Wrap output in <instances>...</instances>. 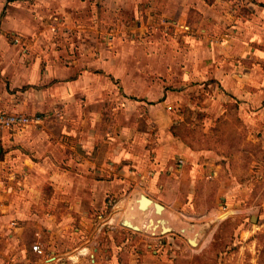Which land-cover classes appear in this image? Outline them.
Returning a JSON list of instances; mask_svg holds the SVG:
<instances>
[{
	"label": "crops",
	"instance_id": "0c3cea01",
	"mask_svg": "<svg viewBox=\"0 0 264 264\" xmlns=\"http://www.w3.org/2000/svg\"><path fill=\"white\" fill-rule=\"evenodd\" d=\"M143 2L154 9L162 6L161 14L166 18L178 15L175 24L179 29L185 27L189 8L202 15L201 25L213 24L219 17L217 8L213 4L208 6L204 0H0V111L41 119L35 126L0 131V264H125L123 249L127 242L114 241V237L121 235L111 220L91 232L82 220L80 229L72 233L67 222L77 214L102 219V203L110 197L117 198L130 187L128 200L132 207L135 199L143 195L161 205L173 218L205 217V212L194 213L199 208L197 201L202 198L196 197L197 182L204 176L203 167H209L207 173L212 177L207 179L216 178L219 167L212 153L192 151L170 135L171 118L165 103L171 97H162L154 105L147 95L137 99L141 104L147 102L145 114L156 126L152 130L146 126L144 133H138V105L130 102L129 110L121 109L116 116L114 128L102 133L107 139L95 144L97 131L101 130L100 109L106 103L108 88L116 86L122 96L121 104L125 98L135 100V96L125 94L120 74L110 66L107 68L100 44L93 51L99 54L98 60L72 61L78 49L56 45L53 36V31L67 32L73 27L80 29L78 35L83 38L94 36V19L133 12ZM238 4L253 17L237 21L246 27L244 31L237 27L227 39L228 55H245L247 60L255 52L250 41L264 40V0H238ZM144 12L151 15L152 9L145 8ZM15 39L18 43H14ZM89 51L87 56L91 57ZM188 51L184 54L186 61L194 56L195 66L210 64L202 61L210 52L199 43ZM196 57H201V63ZM232 67H225V73L227 78H237V83L220 84L223 99L229 102L235 98L239 118L248 123L247 128L259 130L250 121L259 114L262 115L259 120L264 121V108L258 106L264 93V76L246 64ZM225 68L221 67L219 72ZM233 69L240 74L236 78ZM134 70L132 80L135 73L139 78L138 70ZM257 76L258 84L254 80ZM145 86L149 88L147 82ZM252 87L258 90L251 91ZM254 107L255 111L247 113ZM176 119L172 121L182 120ZM76 124L81 129H76ZM151 134L155 140L149 139ZM125 160L129 167L123 165ZM147 172L152 177L145 179ZM133 209L138 212L136 207ZM143 214L155 217L152 208ZM59 216L66 217L59 223L56 221ZM119 226L142 235L153 260L166 258L167 263L168 249L173 245L169 237H181L175 231L151 235L144 231L145 226L133 231L124 227L121 220ZM204 226L207 227L200 241L211 227L210 223ZM34 244L43 245L44 256L32 252ZM135 254L137 257L139 253Z\"/></svg>",
	"mask_w": 264,
	"mask_h": 264
},
{
	"label": "rangeland",
	"instance_id": "374dc122",
	"mask_svg": "<svg viewBox=\"0 0 264 264\" xmlns=\"http://www.w3.org/2000/svg\"><path fill=\"white\" fill-rule=\"evenodd\" d=\"M204 1L208 6L213 4L217 8L219 17L213 24L201 25L202 15L197 11L201 19L194 29L190 27L194 24V17L190 14L193 8H189L186 14L185 27L188 30L185 27L184 30L176 27L178 15L166 18L161 14L162 6L154 9L150 3L143 2L138 3L133 12H120L117 17L105 15L103 19H94L92 27L96 33L93 31L92 34L95 35L91 37L79 36L80 29L77 27L68 29L67 32L53 31L56 45L78 49L74 52L72 61L88 58L91 61L98 60L99 54L93 51L98 49L97 45L100 44V50L106 61L105 65L107 68L112 67L120 74L125 94L130 97L135 96V100L147 95L149 96L147 99L154 105L170 96V101L165 103L167 106L165 110L171 118L170 135L180 140L192 151L212 153L219 167L217 177L214 179H207L212 176L207 173L209 167H203L204 176L202 175L200 181L197 182L196 197L202 198L198 201L196 199L200 209L197 207L194 213L203 214L205 212L204 218L200 220L189 216L183 218L175 214L176 218H173L167 212L162 214V218L168 219L175 229H185L194 225L197 230L205 224L210 223L211 225L207 236L203 241H199L202 245L197 248L188 246L189 244L182 236L169 237L173 239V245L168 249L169 263L166 262V258L153 260L144 243L147 240L142 235L120 229V220L131 219L129 215L131 200H128L131 187L117 198L110 197L102 203L104 208L102 219H98L96 215L83 217L77 214L69 217L67 223L71 233L80 229L82 220L90 227L89 232L103 225L104 221L109 223L111 220L112 225L119 230L121 235V237H112L114 241L116 243L127 242L123 249L125 264L264 263V121L259 120L262 117L260 114L255 118L251 117V126H259V130L247 128L248 123L239 118V106L235 98L229 102L225 101L224 91L220 86V84L232 81L237 83L236 76L240 74L233 69L236 80H232L227 78L228 73H225L227 71L225 67L232 69V65L238 68L245 64L249 65L264 76V40L250 41V48L253 47L255 52L249 59H244L245 55L231 57L228 55L230 47L227 39L233 36L237 27L244 31L246 26L239 25L237 21L245 18L251 19L253 14L244 10L238 4V0ZM145 8L147 10L151 8L152 14L147 15L144 12ZM257 23L258 20L255 17V26ZM250 32L253 33V31ZM110 39L113 41L109 46ZM198 43L210 52V55L202 58L204 63H210L207 66L200 67V64L195 66L194 56L188 57L187 61L184 56L185 52H190L188 51L190 47H195ZM87 50H90L91 57L87 56ZM196 60L201 63V57H196ZM185 65L188 67L187 70ZM221 67L225 69L220 73ZM133 69L138 70L139 78L135 77V73L132 80ZM254 80L258 84V76ZM146 82L149 85L148 89L145 86ZM262 84L259 83L260 86H263ZM262 88L264 89V86ZM256 89L252 87L251 91ZM107 93L106 103L100 109L101 130H99L100 133L97 131L95 144H100L101 140L107 139L102 133H106L109 128H114L117 124L116 116H119L121 109L129 110L130 102L138 105L139 120L136 122L138 133L139 131L144 133L146 126H150L151 130L152 127H156L145 114L147 102L141 104L138 100L125 98L129 105H126V101L121 104L122 96L116 86H110ZM258 106L264 108V93ZM114 107H118L117 110ZM257 107L246 111L247 113L248 111L253 112ZM176 117L182 120L179 123L174 121L173 125L172 120H177ZM75 128L81 129L80 124H76ZM186 129L200 131L212 138L218 137L219 144L209 143L207 145L209 148L206 149L205 146H200L188 138L187 140L192 142V147H190L181 139ZM214 130H217V135ZM108 136L110 139L114 138L113 135ZM149 139L155 140L156 138L151 134ZM108 144L102 145L107 147ZM125 146L127 145L124 144ZM148 146L152 147V144ZM148 155L151 158V154ZM123 165L130 166L126 160L123 161ZM149 172L145 175V179L152 177ZM131 215L134 217L131 219L132 222L139 228L143 229L146 226L147 214H138L135 211ZM251 216H255L256 221L251 222ZM65 217L59 216L56 221L60 223ZM41 248L45 255L43 245ZM136 252L139 253L137 257ZM84 264L87 263L84 262Z\"/></svg>",
	"mask_w": 264,
	"mask_h": 264
},
{
	"label": "water",
	"instance_id": "95a60500",
	"mask_svg": "<svg viewBox=\"0 0 264 264\" xmlns=\"http://www.w3.org/2000/svg\"><path fill=\"white\" fill-rule=\"evenodd\" d=\"M139 197H140V202L141 203H140L139 206H137V209H136L139 213L146 212V210H148L150 207L152 208V214H154V215H156L157 213L160 214V212H161V214L164 213V208L161 205L152 202L151 200L147 199L143 195H140ZM131 208H133V207L129 206V211H130ZM146 219L147 220H146V226L144 228V231H146L147 226L149 225V223L152 222L151 220L154 219V218L152 216H147ZM162 219H163V224L162 225L165 226V228L166 227L169 228V229L168 228L166 229L167 230L166 232L175 231L177 234H180L181 236H183L186 239L187 243L190 245V243L188 242V238L186 237V233H187V231H190L193 226H189L186 229H175L174 227H172V225L166 219H164V218H162ZM250 220H251V222L256 221V217L255 216H251ZM127 223L128 222L125 221V219L121 220V224L124 227L129 228V229H131L133 231H140L141 230L140 228H136L137 226L135 227V225H131L130 223H128V224ZM202 227H200V228H202ZM161 233H163V232H161Z\"/></svg>",
	"mask_w": 264,
	"mask_h": 264
},
{
	"label": "bare ground",
	"instance_id": "6f19581e",
	"mask_svg": "<svg viewBox=\"0 0 264 264\" xmlns=\"http://www.w3.org/2000/svg\"><path fill=\"white\" fill-rule=\"evenodd\" d=\"M140 197L138 196L136 199H135V206L133 207V208H135L136 207V209H137V206H139L140 205ZM133 208H131L130 209V217H131V219H133L134 217H133V215H131L133 212H135V210L133 209ZM151 208V207H150ZM124 212V211H123ZM138 214H139V212H138ZM122 215H123V213L121 214V217H122ZM125 219V221H127L128 223H130L131 225H135L133 222H132V220L131 219H128V218H124ZM152 222L151 223H149V225L147 226V228H146V232H148L149 234H151V235H154V234H160L161 232H166L167 230V228L168 227H166L165 228V226H163L162 224H163V219H162V214H161V212H160V214L159 213H157L156 215H155V217H154V219H152L151 220ZM127 223V224H128ZM137 225H135V227H136ZM173 227V226H172ZM206 227L207 226H204V227H202V228H200V229H195L194 227H192L191 228V230L190 231H187V233H186V237L188 238V242L190 243V245H191V247H194V248H196V247H199V246H201L202 244H200V245H198V243H199V241L201 240V237L203 236V233H204V231L206 230ZM136 228H139L138 226L136 227ZM141 230H142V228H140ZM169 229V228H168ZM186 229V228H185ZM185 232V231H184ZM202 233V234H201ZM204 244V243H203Z\"/></svg>",
	"mask_w": 264,
	"mask_h": 264
},
{
	"label": "built area",
	"instance_id": "2783aa9c",
	"mask_svg": "<svg viewBox=\"0 0 264 264\" xmlns=\"http://www.w3.org/2000/svg\"><path fill=\"white\" fill-rule=\"evenodd\" d=\"M14 43H18V40L15 39ZM40 120L41 119L39 117L28 118L27 116L21 114H11L0 111V131L29 125L35 126L40 122ZM31 250L38 256L44 255L43 249L38 244H34L31 247Z\"/></svg>",
	"mask_w": 264,
	"mask_h": 264
},
{
	"label": "trees",
	"instance_id": "16d2710c",
	"mask_svg": "<svg viewBox=\"0 0 264 264\" xmlns=\"http://www.w3.org/2000/svg\"><path fill=\"white\" fill-rule=\"evenodd\" d=\"M190 14L194 17V24L190 25V27H193V29H194V28H196V25L200 21L201 15L195 10H191ZM214 132L217 135V130H214ZM188 138H190L191 141H194V142L198 143L200 146L201 145L205 146L206 149L209 148V147H207V145L209 143H213V144H217L218 143L219 144V141H220V139L218 137L217 138H212L211 136H205L200 131L186 129L184 131V135L181 137V139H182L183 142H185L190 147H192V142L187 140ZM262 264H264V263L262 262Z\"/></svg>",
	"mask_w": 264,
	"mask_h": 264
}]
</instances>
